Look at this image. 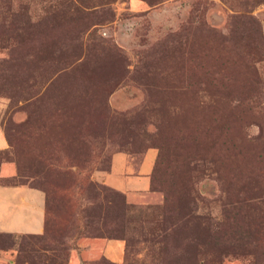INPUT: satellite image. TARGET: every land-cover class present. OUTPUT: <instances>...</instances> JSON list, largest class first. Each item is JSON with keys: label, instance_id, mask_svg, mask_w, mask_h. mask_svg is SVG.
Wrapping results in <instances>:
<instances>
[{"label": "rangeland", "instance_id": "obj_1", "mask_svg": "<svg viewBox=\"0 0 264 264\" xmlns=\"http://www.w3.org/2000/svg\"><path fill=\"white\" fill-rule=\"evenodd\" d=\"M1 165L49 233L0 264H264V0H0Z\"/></svg>", "mask_w": 264, "mask_h": 264}, {"label": "crops", "instance_id": "obj_2", "mask_svg": "<svg viewBox=\"0 0 264 264\" xmlns=\"http://www.w3.org/2000/svg\"><path fill=\"white\" fill-rule=\"evenodd\" d=\"M117 169L105 173L115 174L109 180L117 179L116 189L124 193L125 201L129 204L142 203L143 198L152 197L148 190L145 176L127 175L124 159L118 161ZM111 168V167H110ZM13 167L1 165L0 177H11ZM44 194L41 190L25 184L0 185V232L17 234H40L43 231ZM121 242L105 240L103 254L111 260H118L121 255Z\"/></svg>", "mask_w": 264, "mask_h": 264}, {"label": "trees", "instance_id": "obj_3", "mask_svg": "<svg viewBox=\"0 0 264 264\" xmlns=\"http://www.w3.org/2000/svg\"><path fill=\"white\" fill-rule=\"evenodd\" d=\"M6 183H9V184H19V183H17L13 178H11V179H7V180H4ZM101 188V190L102 191H105V187H100ZM43 194H44V192H43ZM45 196V195H44ZM122 206L124 207V210L125 211H131L132 210V208H133V206L131 205V204H128L127 202H125V200H124V197L122 196ZM44 214H45V197H44ZM119 232H120V234L122 235L123 234V229H117ZM49 230L48 229H46V227H45V225H44V220H43V235H46L47 233H49L48 232ZM116 231V230H115ZM41 232V233H42ZM103 232H108V233H111V230H109L108 231V229H103ZM95 233L97 234V235H95V236H101L100 235V233H101V231L99 230V229H95ZM99 234V235H98ZM35 235V234H34ZM38 235V234H37ZM41 238V237H40Z\"/></svg>", "mask_w": 264, "mask_h": 264}]
</instances>
